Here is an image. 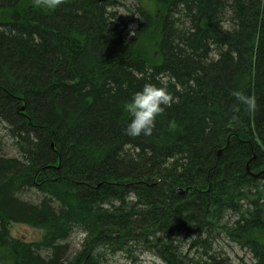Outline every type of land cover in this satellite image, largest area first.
I'll return each mask as SVG.
<instances>
[{
  "label": "trees",
  "instance_id": "trees-1",
  "mask_svg": "<svg viewBox=\"0 0 264 264\" xmlns=\"http://www.w3.org/2000/svg\"><path fill=\"white\" fill-rule=\"evenodd\" d=\"M136 1L130 35L119 0H0V125L20 155L0 139V264H233L221 240L264 264V0ZM146 83L177 99L129 137Z\"/></svg>",
  "mask_w": 264,
  "mask_h": 264
},
{
  "label": "rangeland",
  "instance_id": "rangeland-1",
  "mask_svg": "<svg viewBox=\"0 0 264 264\" xmlns=\"http://www.w3.org/2000/svg\"><path fill=\"white\" fill-rule=\"evenodd\" d=\"M136 0H119L118 4L113 9L119 16L118 24L120 27L126 26V32L132 34L137 27V19L133 12H135ZM0 139L4 143L3 156L7 159L19 158L18 152L12 147V140L8 137L7 131L0 125ZM41 195L36 192L28 193L24 196L25 200L38 201ZM11 235L23 242L36 243L41 241L43 232L41 230L33 229L25 225L13 224L11 225ZM85 234L77 229L73 232L69 240L66 242L69 245L68 257L72 258L82 247ZM227 255H230L233 264L247 263L252 264L253 260L249 253L240 250L237 246L230 244L225 240H221L214 247ZM225 256V255H224ZM135 264H164L160 259L150 255L144 254L138 257ZM109 264H133L125 258L124 255H115L108 258Z\"/></svg>",
  "mask_w": 264,
  "mask_h": 264
},
{
  "label": "clouds",
  "instance_id": "clouds-1",
  "mask_svg": "<svg viewBox=\"0 0 264 264\" xmlns=\"http://www.w3.org/2000/svg\"><path fill=\"white\" fill-rule=\"evenodd\" d=\"M61 3L62 0H34L36 6L47 10H54ZM233 95L244 103H251V99L242 92L235 91ZM176 99L166 86L144 84L142 89L133 93L123 105L129 117L124 133L133 138L141 135L150 136L155 128L157 117L162 115L166 108H170Z\"/></svg>",
  "mask_w": 264,
  "mask_h": 264
},
{
  "label": "water",
  "instance_id": "water-1",
  "mask_svg": "<svg viewBox=\"0 0 264 264\" xmlns=\"http://www.w3.org/2000/svg\"><path fill=\"white\" fill-rule=\"evenodd\" d=\"M93 1H95V2H97V3H106V2H109V1H111V0H93ZM183 192H185V191L179 189V193H183Z\"/></svg>",
  "mask_w": 264,
  "mask_h": 264
}]
</instances>
